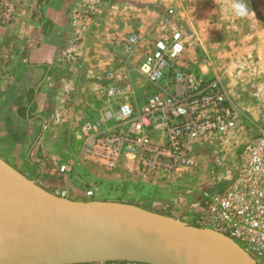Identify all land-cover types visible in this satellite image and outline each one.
Listing matches in <instances>:
<instances>
[{
  "label": "built area",
  "instance_id": "2783aa9c",
  "mask_svg": "<svg viewBox=\"0 0 264 264\" xmlns=\"http://www.w3.org/2000/svg\"><path fill=\"white\" fill-rule=\"evenodd\" d=\"M87 9L78 14V29L89 20ZM1 14L4 23L15 19L10 1H3ZM151 30L140 24L130 32L123 42L125 59L96 75L101 105L94 107L96 115L92 112L81 123L74 159L60 165L66 180L71 181L77 164H85L107 175L124 171L141 183L174 191L182 177L201 168L204 144L237 125L238 111L223 79L181 64L186 48L183 31L161 34L140 65L133 67L132 57ZM68 58L76 60L75 54ZM134 71L151 90L143 102L133 88ZM83 190L86 197L96 199L93 188ZM179 218L228 235L264 264V125L241 147L234 173L226 180L218 177Z\"/></svg>",
  "mask_w": 264,
  "mask_h": 264
},
{
  "label": "crops",
  "instance_id": "0c3cea01",
  "mask_svg": "<svg viewBox=\"0 0 264 264\" xmlns=\"http://www.w3.org/2000/svg\"><path fill=\"white\" fill-rule=\"evenodd\" d=\"M3 1L0 156L53 193L93 199L75 179L66 180L60 165L72 160L81 123L101 105L96 75L118 64L122 37L140 26L146 9L128 1L101 8L103 0H8L15 19L4 23ZM85 9L89 20L78 29ZM133 88L138 96L151 91Z\"/></svg>",
  "mask_w": 264,
  "mask_h": 264
},
{
  "label": "rangeland",
  "instance_id": "374dc122",
  "mask_svg": "<svg viewBox=\"0 0 264 264\" xmlns=\"http://www.w3.org/2000/svg\"><path fill=\"white\" fill-rule=\"evenodd\" d=\"M105 1L99 2L101 8L116 4L119 7L128 1L146 9L140 23L152 30L133 55V67L140 65L157 37L181 30L186 37L181 64L201 71L206 77L220 76L237 108V125L204 144L201 168L182 177L174 191L141 183L124 171L107 175L85 164L74 167L72 180L82 188H93L96 199L131 202L179 218L187 205L218 177L226 180L234 173L241 147L264 125V0H240L249 9L245 17L232 11L237 0ZM75 8L76 4L72 9ZM126 37H122L121 43ZM118 59H125L123 51ZM133 76L134 86L146 89V80L136 71ZM147 95L146 90L142 91L139 101H145ZM70 150L74 159L77 149L72 146ZM152 193L160 202L150 207L144 203V196Z\"/></svg>",
  "mask_w": 264,
  "mask_h": 264
},
{
  "label": "water",
  "instance_id": "95a60500",
  "mask_svg": "<svg viewBox=\"0 0 264 264\" xmlns=\"http://www.w3.org/2000/svg\"><path fill=\"white\" fill-rule=\"evenodd\" d=\"M101 260L260 264L226 234L131 202L58 195L0 156V264Z\"/></svg>",
  "mask_w": 264,
  "mask_h": 264
},
{
  "label": "clouds",
  "instance_id": "9594fccd",
  "mask_svg": "<svg viewBox=\"0 0 264 264\" xmlns=\"http://www.w3.org/2000/svg\"><path fill=\"white\" fill-rule=\"evenodd\" d=\"M232 11L239 17H245L248 15L249 9L244 3L240 2V0H237V2L233 4Z\"/></svg>",
  "mask_w": 264,
  "mask_h": 264
},
{
  "label": "trees",
  "instance_id": "16d2710c",
  "mask_svg": "<svg viewBox=\"0 0 264 264\" xmlns=\"http://www.w3.org/2000/svg\"><path fill=\"white\" fill-rule=\"evenodd\" d=\"M144 198H146L145 201H144V203L147 204V205L150 206V207H152V206H154L156 203H159V202H160L159 199L157 198V195L154 194V193H152V194L149 195V196H144ZM156 206H158V207H162L161 204H158V205H156Z\"/></svg>",
  "mask_w": 264,
  "mask_h": 264
}]
</instances>
